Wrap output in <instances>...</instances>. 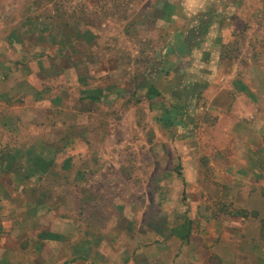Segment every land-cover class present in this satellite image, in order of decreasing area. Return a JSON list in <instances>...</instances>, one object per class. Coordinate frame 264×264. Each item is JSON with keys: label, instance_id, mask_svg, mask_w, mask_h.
I'll return each instance as SVG.
<instances>
[{"label": "rangeland", "instance_id": "1", "mask_svg": "<svg viewBox=\"0 0 264 264\" xmlns=\"http://www.w3.org/2000/svg\"><path fill=\"white\" fill-rule=\"evenodd\" d=\"M207 25L191 38L201 59L224 69L251 53L264 67V0H0V264H250L245 247L264 252V178L227 200L216 186L239 191L241 177L197 140L215 121L205 96L185 98L196 63L156 70ZM185 99L187 127L165 130L163 108Z\"/></svg>", "mask_w": 264, "mask_h": 264}, {"label": "crops", "instance_id": "2", "mask_svg": "<svg viewBox=\"0 0 264 264\" xmlns=\"http://www.w3.org/2000/svg\"><path fill=\"white\" fill-rule=\"evenodd\" d=\"M178 39L183 40V37L177 38L176 41ZM200 41L202 40L200 39L196 44H199ZM217 42L214 43V47L218 46ZM249 46L248 43L247 47ZM199 53L198 48H195L194 45L189 57L180 60V62L177 61L178 63L175 61L174 55V59L168 58L167 60L170 59L175 64L172 72L188 58H193L190 62L196 63V65H192L191 72H187L189 73L187 76L191 78V81L184 89L187 94H195L196 91H199L197 95L201 94L208 99V111L215 121V125L211 129L208 128L209 133H213V136L207 135L208 137L200 136L197 138V140H202L201 142L204 144L201 151L206 150L205 145L215 146L218 149V154L224 155L227 158L226 160L230 162L226 171L229 174L228 176L241 177L240 181L235 183V188H239V191L233 189L230 184L226 187L224 181L222 182L223 186L220 188L216 186L217 190H215L219 195L225 194L227 200L231 201L233 192H235L234 197L236 198L238 193L248 189L247 185L250 180H248L249 178L244 180V177L257 176L258 178H264V170L260 168L264 161V67L262 64L257 66L253 64L251 53L249 59H246L241 53L237 54L232 63L228 61L224 69H222L223 63L227 61L219 62L220 57L212 56L211 59L205 58L211 60L208 62L211 63V66L207 68V74H205L206 80L200 76L202 72L200 63L206 60L201 59L202 55ZM198 54L200 59L195 57ZM244 58L248 65L243 62ZM225 68H228V71H225ZM196 75L199 77H196ZM159 77H161L160 74ZM253 77L257 80L256 84L251 82ZM197 78L199 79L197 80ZM198 87L200 90H197ZM159 91L163 94L161 89ZM195 98V95L190 97L194 101ZM213 165V163L210 164L207 172L209 175L216 177L219 174L216 172L217 169H214L215 166L212 167ZM194 196L197 197V194H194ZM196 197L194 198L196 199ZM201 197V195H198L196 204L207 202ZM261 241L263 243V240ZM245 248V252L239 253L240 256H245V254L247 256L256 255L258 257L250 264H264L262 245H248ZM257 250H260V252Z\"/></svg>", "mask_w": 264, "mask_h": 264}, {"label": "trees", "instance_id": "3", "mask_svg": "<svg viewBox=\"0 0 264 264\" xmlns=\"http://www.w3.org/2000/svg\"><path fill=\"white\" fill-rule=\"evenodd\" d=\"M208 32V25L204 26L199 30L197 33L198 35L192 33L190 37H187L185 40H177L175 42V45L172 48V54L175 56L176 62L180 61L182 59H185L191 55V49L194 47V41L191 39L192 37H204ZM166 59L163 60L161 67L156 70L159 71L160 76H168L172 70L175 68V64L169 60ZM178 63V62H177ZM180 89V87H179ZM199 87L197 88V90ZM182 90V88H181ZM203 90V89H201ZM184 91H186L184 89ZM162 92L159 91L156 87L153 85L148 88L147 98L152 102V105L155 107H158V104L155 103V100L159 97H162ZM191 95L195 96H201V94L197 95V91L195 94H187L185 93V98L188 96L189 98ZM92 101H98L95 97H90ZM186 100L184 102H177L179 103L178 106H172L171 108H163V111L158 119V123L163 126L165 130H173V129H183L184 127H187L188 123L186 121V117H188L189 114L184 116V112L186 111ZM163 107V106H162ZM260 168L264 170V161L262 162ZM179 175H183L179 170ZM47 236V235H46ZM45 237V236H44ZM48 239L52 240H59V236L55 235H48Z\"/></svg>", "mask_w": 264, "mask_h": 264}]
</instances>
